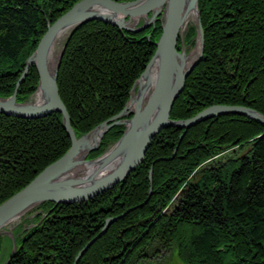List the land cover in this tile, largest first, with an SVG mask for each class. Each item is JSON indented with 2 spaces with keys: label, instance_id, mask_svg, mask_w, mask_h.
<instances>
[{
  "label": "trees",
  "instance_id": "1",
  "mask_svg": "<svg viewBox=\"0 0 264 264\" xmlns=\"http://www.w3.org/2000/svg\"><path fill=\"white\" fill-rule=\"evenodd\" d=\"M79 1L0 0V98L13 94L48 25ZM198 12L203 55L170 119L187 120L215 105L247 107L264 116V0H198ZM161 33L159 19L138 33L99 21L72 32L57 86L76 137L124 109ZM195 36L190 27L185 43L194 44ZM38 82L32 66L17 102H25ZM61 119L59 113L38 119L0 114V204L69 150ZM124 128L110 129L88 159L101 156ZM184 131L161 130L143 162L97 197L41 204L33 227L16 237L7 264H73L105 220L123 213L78 264H153L169 251L181 264H264V126L227 114L186 130L179 142ZM228 151L233 152L220 159Z\"/></svg>",
  "mask_w": 264,
  "mask_h": 264
},
{
  "label": "water",
  "instance_id": "2",
  "mask_svg": "<svg viewBox=\"0 0 264 264\" xmlns=\"http://www.w3.org/2000/svg\"><path fill=\"white\" fill-rule=\"evenodd\" d=\"M191 11L196 13L195 47L199 43L200 52L197 59L186 66V53L183 48L178 51L177 45L179 41L183 43L182 27ZM159 17L162 21V33L154 44L155 52L144 72L133 84L124 109L89 133L76 137L68 112L59 97L57 86L60 60L65 44L54 71L51 73L48 69L49 51L57 35L64 29L70 28V36L78 26L90 21H99L126 32L138 33L149 28ZM140 18H145L146 21L142 26L137 27ZM203 44L204 36L199 18L198 0H135L132 2L81 0L52 25H48L36 50L26 60L24 71L16 83L13 94L7 98H0V114L20 119H38L51 113H59L63 129L71 145L60 159L46 167L26 187L0 204V234H10L2 229L15 221L23 212H28L44 202H53L55 205L80 203L117 186L143 162L151 140L166 127L185 130L180 136V142L186 130L220 115H240L264 126L263 115L242 106L215 105L187 120L170 119L172 107L185 88L187 76L202 58ZM32 66L35 67L39 77L36 92L25 102L19 103L16 99L18 88ZM152 67H156L155 77L151 75ZM135 90L136 94L133 96ZM40 92L43 102L34 103L32 100ZM115 126L125 127L119 140L98 158L87 160L90 153L99 149L103 136ZM80 151L85 153L83 159L78 161L76 157ZM116 161L117 166L107 174L98 177ZM80 162L94 165V171L87 172L81 177L76 176L75 169L77 165L81 167ZM149 180L150 182L152 180V170L149 172ZM125 214L105 220L100 232L77 254L73 264H78L84 253ZM12 249L5 264L15 253V244ZM125 249L126 247L123 248L122 254Z\"/></svg>",
  "mask_w": 264,
  "mask_h": 264
},
{
  "label": "rangeland",
  "instance_id": "3",
  "mask_svg": "<svg viewBox=\"0 0 264 264\" xmlns=\"http://www.w3.org/2000/svg\"><path fill=\"white\" fill-rule=\"evenodd\" d=\"M150 15H148L149 17ZM159 21L162 23V21L160 20V17L158 18ZM146 21L145 18H140L138 23H137V27H140L143 25V23ZM156 22V21H155ZM155 24V23H154ZM152 24V25H154ZM151 25V26H152ZM150 26V27H151ZM190 27H194L195 28V23L193 22L192 24H190L189 28ZM188 28V30H189ZM148 29V28H147ZM146 30V29H145ZM188 32V31H187ZM186 32V34H187ZM196 37V36H195ZM195 37L193 39L194 41V44H186L185 41L183 40V43H181V41H179L180 43V49L179 51H181V49L183 48V50L188 53H190L194 48H195ZM35 68V67H34ZM23 73V72H22ZM21 76V75H20ZM20 78V77H19ZM38 86V85H37ZM37 89V88H36ZM36 92V90H35ZM34 92V93H35ZM33 93V94H34ZM32 94V95H33ZM136 94V90L135 92L133 93V96ZM32 95H30L28 98H30ZM125 129V128H124ZM124 131V130H123ZM85 135V134H84ZM83 136V135H82ZM112 146V145H111ZM110 147H108L106 149L109 150ZM233 151H228V152H225L221 157L220 159H225L227 157H229L231 155ZM89 156V155H88ZM88 156H87V160H90L88 159ZM98 158V157H97ZM96 159V158H95ZM92 160V159H91ZM45 203V202H44ZM43 204V203H42ZM41 205V204H40ZM40 205L30 209L27 214L21 218V219H18L16 221H14L12 223V226H10V234H3L1 233L0 234V238L2 239V248H1V251H0V264H5L9 258V256L11 255L12 253V248H13V245L15 244L16 246V243H15V239L16 237L24 230H28L30 229L31 227H33L34 225V217L39 213L41 212V210H39V207ZM9 227H6L4 228V230H8ZM3 230V231H4ZM160 258L154 260L153 264H181V262L178 260V258L176 257L175 254L171 253L170 251L169 252H166L164 254H159Z\"/></svg>",
  "mask_w": 264,
  "mask_h": 264
},
{
  "label": "bare ground",
  "instance_id": "4",
  "mask_svg": "<svg viewBox=\"0 0 264 264\" xmlns=\"http://www.w3.org/2000/svg\"><path fill=\"white\" fill-rule=\"evenodd\" d=\"M196 21V13L195 11H191L187 17H186V20H185V23L182 27V33H181V38L184 40L185 36H186V32L188 31V28L190 26V24H192L193 22ZM136 23V21H135ZM71 32V29L70 28H66L64 29L63 31H61L56 39L54 40L52 46H51V49L49 51V55H48V69H49V72H53L54 69H55V66L57 64V61H58V57L60 55V52L64 46V44L66 43L68 37H69V34ZM199 52H200V45L199 43L197 44V46L190 52L187 54L186 50H185V53H186V60H185V65L186 66H189L190 64H192L198 57L199 55ZM151 75L153 77H155L156 75V67H152L151 69ZM34 103H40V102H43V99H42V94L41 92L38 93V95H36V97L32 100ZM85 153V151H80L76 157V160L78 161H81L83 159V154ZM80 164H82L80 162ZM117 164V161L114 162L110 167L109 169H107L105 172L103 171V173L99 174L98 177H101L102 175H105L107 174L109 171H111ZM80 165H77L76 167V171H75V175L78 176V177H81V176H84L83 174L85 173H89V172H92L94 171L95 169V166L94 165H90V164H82L81 167ZM27 214V212H23L20 216H18L16 218V220L18 219H21L23 218L25 215ZM15 220V221H16ZM14 222V221H13ZM9 223L7 224L4 228L6 227H9L8 230H4V228L2 230H4V232L8 233L10 232V226H12V223Z\"/></svg>",
  "mask_w": 264,
  "mask_h": 264
},
{
  "label": "flooded vegetation",
  "instance_id": "5",
  "mask_svg": "<svg viewBox=\"0 0 264 264\" xmlns=\"http://www.w3.org/2000/svg\"><path fill=\"white\" fill-rule=\"evenodd\" d=\"M151 264H152V262H151Z\"/></svg>",
  "mask_w": 264,
  "mask_h": 264
}]
</instances>
